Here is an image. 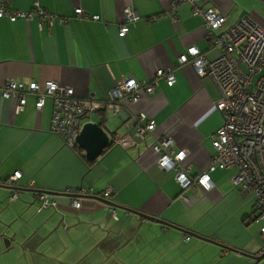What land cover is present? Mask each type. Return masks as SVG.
I'll return each mask as SVG.
<instances>
[{"label":"crops","instance_id":"1","mask_svg":"<svg viewBox=\"0 0 264 264\" xmlns=\"http://www.w3.org/2000/svg\"><path fill=\"white\" fill-rule=\"evenodd\" d=\"M3 1L14 9L30 10L35 0ZM37 1L65 15V19L39 24L37 18L0 17V180L20 169L22 177L18 182L23 189L30 178L41 188L61 192L81 187L101 192L110 186V200L175 226L151 222L115 206L113 214L109 205L86 195L80 197V206L74 207L70 206L69 195L50 194L58 202V210L50 207L36 212L34 194L25 189L19 192L20 200L17 198L8 207L11 212L25 214L17 224L24 235L33 231L45 235L49 228L46 223H55L64 213L68 228L62 232L61 243L57 242V252L65 254L63 264H253L242 251L264 250L260 232L264 220L260 223L251 217L254 196L232 184L235 168H229L233 172L225 182L208 171L214 182L210 190L196 183L182 190L174 171L160 168L150 148L125 149L114 144L88 164L51 131L50 95L38 109L36 94L26 92L23 108L15 112V100L1 93L10 77L25 84L54 80L72 86L78 96L91 93L101 99L123 77L148 81L157 68H171L175 76L172 84L161 76L152 92L134 103L126 101L119 113L102 108L105 112H94L87 120L95 121V115L98 122L104 115L105 128L110 113L113 133L124 119L133 122L135 113L144 111L155 120L156 133L173 135L175 148L187 150L191 174L207 170L214 151L212 135L223 122L215 107L218 90L211 78L198 75L191 64L177 63L178 55L189 46H195L208 58L219 54L220 49L205 36L203 18L193 14L191 5L185 2L178 6L177 20L172 22L166 13L170 0ZM197 2L226 13L228 21L245 12L264 24V0ZM77 5L89 14L97 13L99 18L75 16L73 7ZM125 6H132L139 17L128 21L127 33L119 35ZM151 140L149 137L147 142ZM11 190L0 186V197L5 198ZM228 195L235 199L233 213H214L215 205ZM0 214L5 222L13 218L8 211ZM192 231L207 238L193 235ZM10 248L7 245L2 250ZM5 257L10 260L12 253ZM256 264H264V257Z\"/></svg>","mask_w":264,"mask_h":264},{"label":"built area","instance_id":"2","mask_svg":"<svg viewBox=\"0 0 264 264\" xmlns=\"http://www.w3.org/2000/svg\"><path fill=\"white\" fill-rule=\"evenodd\" d=\"M185 2L191 5L193 14L203 18L205 36L210 44L220 49L217 56L208 58L200 54L195 46H189L177 57V63L191 64L198 75L211 78L218 90L215 107L221 112L223 122L212 135L214 151L207 170L191 174L187 150L183 147L175 148L173 135L156 133L155 120L144 111L135 113L133 122L124 119L115 132L109 135V140L125 149L150 148L156 153V164L160 168L174 171V178L182 190L193 183L210 190L214 187V182L208 171L216 167L235 168L231 177L232 184L254 196L251 217L264 220V24L249 13L228 21L226 13L213 7H204L197 0H170L166 13L172 22L177 20L178 6ZM73 14L86 19L99 18L97 13L89 14L80 5L73 7ZM3 16L10 20L18 17L27 20L37 18L39 24H51L54 19L60 22L65 19V15L41 6L37 0L30 10L14 9L0 0V17ZM138 17L132 6H125L118 34L125 35L128 31L127 22L137 20ZM161 76L168 84L175 80L171 68H157L148 81H137L131 76L117 80L101 99L91 93L84 97L78 96L72 86L54 80L30 81L25 84L10 77L2 85L1 93L4 97L15 100V112L23 108L26 92L36 94L35 106L38 109L42 107L45 96L50 95L53 100L51 130L61 136L65 143L74 146L82 124L92 113L101 108L119 113L126 101L134 103L152 92ZM149 137L152 140L147 142ZM21 174V170L16 169L0 180V184L13 187L8 196L9 201L15 200L19 196V190L23 188L18 183ZM27 186L41 188L35 185L33 178L28 180ZM41 189L34 192L36 209H58L56 199ZM66 192L76 194L69 197V203L70 206L78 207L81 204L80 197L86 194L112 199L113 189L107 186L101 192H95L91 188L86 190L81 187ZM110 208L114 214L116 209L113 206ZM260 232L264 237V222Z\"/></svg>","mask_w":264,"mask_h":264},{"label":"water","instance_id":"3","mask_svg":"<svg viewBox=\"0 0 264 264\" xmlns=\"http://www.w3.org/2000/svg\"><path fill=\"white\" fill-rule=\"evenodd\" d=\"M243 13H245V12H241L240 14L243 15ZM109 141H110L109 135L106 132L105 128L102 127L96 121H88V120L82 124V126L79 130V133L76 137V142L80 147L83 148L84 155L87 159H95L98 156H100L102 151L107 147ZM0 186H2L3 188H6V189L7 188L12 189L13 188L10 185H4V184H0ZM25 189L27 191L34 193L35 191H37L41 188L26 187ZM25 189L22 188L19 190V192H21ZM41 190H43L49 194H52V195L53 194L54 195H69V196H72V195L75 196L76 195V194L71 193V192H61V191H56V190H51V189H41ZM8 196L9 195H7L5 198L0 197V213L3 211V208L5 207V204L1 205V203L6 198L8 199ZM86 197L94 198V199H96L100 202H103L109 206H115V207H119V208L125 209V210L130 211V212H133V213L141 216L142 219H145V220H148L151 222H159V223L175 226L173 223H171V222H169L163 218H159L155 215L147 214L146 212H143L139 209L129 208L127 206L118 204L117 202L110 200L108 198H104V197L96 196V195H90V194H86ZM11 202L12 201L8 200V203H11ZM55 210H58V209H55ZM37 211L38 210L36 209V212ZM61 214L62 215L60 216V218L55 223H50V222L46 223L49 225V228H48V232L45 235H41L39 233H36V231H33L31 234H29L27 236V238H26L27 241L31 240L35 235L38 237V239L35 240V242H34L33 248H31L32 252L38 253L44 258H51V259L55 260L54 256L48 254V251L53 248L54 243L56 241L61 243L62 234H63L62 232H64V230L66 228H68V226L65 225V215H64V213H61ZM13 218L14 219L12 221L16 220V216H14ZM0 221H1V219H0ZM25 221H27V220H25ZM141 222H142V220L139 221L135 231L139 228V226L141 225ZM2 223L4 225H6V227L10 226V222L8 223V222L3 221ZM61 225H64L65 228L61 227ZM19 228H20V226L17 229L13 230V232L11 234H8L5 230L0 232V236L2 237V239L4 240L6 245L9 246L11 241L14 240V236L16 234V231ZM190 233H192L193 235H196V236H202L195 231L194 232L192 231ZM202 237L207 238L205 236H202ZM44 241H48V242L45 244V247L42 250L38 251L37 246ZM223 245L225 247L232 248L228 244H223ZM232 249H235V248H232ZM242 252L245 255L249 256L253 260V264H256L257 261H259L260 259H262L264 257V250H261L260 252H249V251H242Z\"/></svg>","mask_w":264,"mask_h":264},{"label":"rangeland","instance_id":"4","mask_svg":"<svg viewBox=\"0 0 264 264\" xmlns=\"http://www.w3.org/2000/svg\"><path fill=\"white\" fill-rule=\"evenodd\" d=\"M92 120L96 121L97 116L93 115ZM113 126H114V123H113L111 114L108 113V119H107L106 125H105L106 132L111 133ZM69 148H71V147H69ZM232 172H233L232 169H226V168H222V167H216L214 170L210 171V173H212L213 176H216L222 182H225L227 179L229 180V177H230ZM18 200H20V197L18 198ZM234 201H235V199L230 198V196L228 195L221 202H219L217 205H215L213 212L218 213V214L223 213V212L230 213V214L233 213V211L235 210ZM9 206H12V203H8V201H6V204H5V207L3 208V211H8L10 213V216H12V217L16 216V220L12 221L14 218L7 220L6 222H8V223L10 222V226L6 227V225H4L2 223L3 220L0 218L2 221V222L0 221V232L5 230L8 234H11L13 232V230H15L19 227L17 224L22 219H25L24 218L25 214L23 212L22 213L16 212V211L11 212L8 209ZM30 206L35 210L33 204L32 205L30 204L29 207ZM49 209H50V207H47V208H44L43 211L49 210ZM0 216H1V214H0ZM257 220H260L259 221L260 223L263 222L262 218H259ZM21 238H22V240H21ZM26 238H27V236H25L24 233L19 228L16 231V234L14 236V240L11 241V243L9 245V246H11V248L9 250H2V248L7 247V245L5 244L4 240L0 236V261L4 262V263L9 262L10 264H52V261H54V263L58 262L60 264L66 263L63 260L65 258V254L63 253V251L60 250L59 252H57V250L59 249L58 248L59 244H57V241L54 243L53 248L48 251L49 255H52V253L55 252L54 253L55 260H53L51 258H44L40 254L34 253L31 251V248H33V245L35 242L34 240L37 238L36 235L31 240H28V241L26 240ZM47 242L48 241H44V242L40 243L37 246V250L40 251L43 248L42 246H44ZM9 252L12 253V258L10 260H6L5 255H6V253H9ZM42 258H44V259H42Z\"/></svg>","mask_w":264,"mask_h":264},{"label":"trees","instance_id":"5","mask_svg":"<svg viewBox=\"0 0 264 264\" xmlns=\"http://www.w3.org/2000/svg\"><path fill=\"white\" fill-rule=\"evenodd\" d=\"M100 110H102V108L100 109ZM99 111V110H98ZM101 112H105L104 110H102ZM85 118L83 117V119L82 120H84ZM104 120H105V116L103 115V116H101V118L99 119V121H98V123L102 126V127H104ZM52 131V130H51ZM53 132V131H52ZM115 132V131H114ZM113 132V133H114ZM55 133V132H54ZM108 135H112V132L111 133H108ZM61 137V136H60ZM63 140V139H62ZM63 142H64V140H63ZM65 143V142H64ZM67 146H69V147H72V148H74L77 152H78V154L85 160V162H87L88 164H91V163H93V162H95L100 156H102L111 146H113L114 145V143H113V141L111 142V141H109L108 142V145H107V147L102 151V153L100 154V156H98L97 158H95V159H87L86 157H85V155H84V150H83V148L82 147H80L78 144H75L74 146H70V145H68L67 143H65ZM22 173V172H21ZM22 177V174H21V176L19 177V179ZM5 179V178H4ZM19 179H18V181H19ZM31 179V178H30ZM19 183V182H18ZM35 185H36V182H35ZM34 194V193H33ZM9 195V194H8Z\"/></svg>","mask_w":264,"mask_h":264}]
</instances>
